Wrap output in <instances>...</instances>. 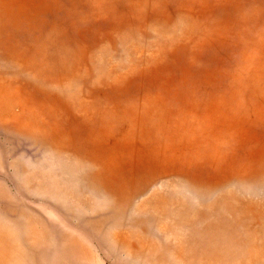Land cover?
Instances as JSON below:
<instances>
[{"label":"rangeland","instance_id":"obj_1","mask_svg":"<svg viewBox=\"0 0 264 264\" xmlns=\"http://www.w3.org/2000/svg\"><path fill=\"white\" fill-rule=\"evenodd\" d=\"M0 264H264V0H0Z\"/></svg>","mask_w":264,"mask_h":264}]
</instances>
